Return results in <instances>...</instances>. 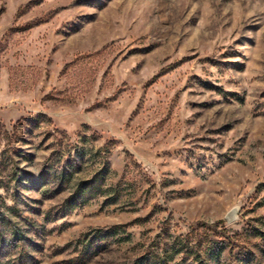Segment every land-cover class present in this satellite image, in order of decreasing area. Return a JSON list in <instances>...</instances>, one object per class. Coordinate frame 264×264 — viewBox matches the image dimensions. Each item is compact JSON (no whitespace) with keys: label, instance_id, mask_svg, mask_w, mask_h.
Instances as JSON below:
<instances>
[{"label":"rangeland","instance_id":"1","mask_svg":"<svg viewBox=\"0 0 264 264\" xmlns=\"http://www.w3.org/2000/svg\"><path fill=\"white\" fill-rule=\"evenodd\" d=\"M0 264H264V0H0Z\"/></svg>","mask_w":264,"mask_h":264},{"label":"water","instance_id":"2","mask_svg":"<svg viewBox=\"0 0 264 264\" xmlns=\"http://www.w3.org/2000/svg\"><path fill=\"white\" fill-rule=\"evenodd\" d=\"M232 219V214H230L229 216H228V220H231Z\"/></svg>","mask_w":264,"mask_h":264}]
</instances>
